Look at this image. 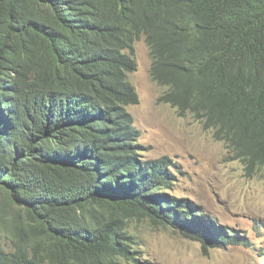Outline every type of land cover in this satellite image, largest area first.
Masks as SVG:
<instances>
[{
    "label": "trees",
    "instance_id": "obj_1",
    "mask_svg": "<svg viewBox=\"0 0 264 264\" xmlns=\"http://www.w3.org/2000/svg\"><path fill=\"white\" fill-rule=\"evenodd\" d=\"M142 36L159 100L264 170V0H0V264L136 263L127 216L247 244L169 191L176 162L140 155Z\"/></svg>",
    "mask_w": 264,
    "mask_h": 264
},
{
    "label": "rangeland",
    "instance_id": "obj_2",
    "mask_svg": "<svg viewBox=\"0 0 264 264\" xmlns=\"http://www.w3.org/2000/svg\"><path fill=\"white\" fill-rule=\"evenodd\" d=\"M135 58L137 69L128 79L139 102L127 109L141 132L140 155L146 159L167 156L176 162V168H169L176 174L175 188L169 191L188 197L207 221L233 228L247 244L205 250L200 241L171 226L127 216L122 217V227L131 236L128 242L138 259L131 264H264V170L249 173L201 121L192 114L181 116L171 104L159 100L166 88L150 74L152 59L144 36L135 42ZM12 220L0 198V232L6 240Z\"/></svg>",
    "mask_w": 264,
    "mask_h": 264
},
{
    "label": "bare ground",
    "instance_id": "obj_3",
    "mask_svg": "<svg viewBox=\"0 0 264 264\" xmlns=\"http://www.w3.org/2000/svg\"><path fill=\"white\" fill-rule=\"evenodd\" d=\"M32 1V0H31ZM34 2V1H33ZM26 4V3H25ZM30 6V5H29ZM38 9V8H37ZM40 10V9H39ZM38 11V10H37ZM33 13V12H32ZM15 19V18H14ZM31 46V45H30ZM181 60V59H180ZM172 75V74H171ZM180 77V76H178ZM195 80V79H194ZM194 83V82H193ZM200 83V82H199ZM180 87V86H179ZM185 88V87H184ZM186 91V90H185ZM185 93V92H184Z\"/></svg>",
    "mask_w": 264,
    "mask_h": 264
}]
</instances>
